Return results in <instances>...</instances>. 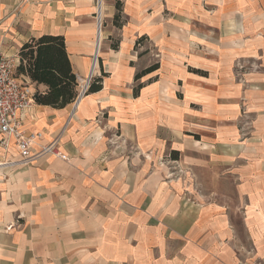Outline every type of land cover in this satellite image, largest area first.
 <instances>
[{"label":"crops","instance_id":"crops-1","mask_svg":"<svg viewBox=\"0 0 264 264\" xmlns=\"http://www.w3.org/2000/svg\"><path fill=\"white\" fill-rule=\"evenodd\" d=\"M100 4L103 42L95 77L104 75L101 89L82 98L72 114L71 104L62 109L34 104L25 114L24 128L41 132L42 144L57 140L64 158L42 157L36 161L39 172L28 173L27 181L22 173L10 179L17 190L32 188L43 194L35 205L27 203L19 210L17 218L28 220L27 233L1 230L13 222L17 209L8 208L6 185L0 184L5 197L0 200V264L12 260L14 244L40 245L39 255L49 256L44 246L60 242L56 228L61 208L94 212L85 221L84 234L98 246L101 262L109 260L111 251V259L118 261L124 251L117 253L118 246L126 245L128 254L135 245V264H236L238 259L229 251L221 254V240L228 236L219 206L184 203L185 184L168 181L155 168L168 152H173L174 161L179 155L181 165L197 174L204 173L206 162L211 161L213 169L219 165L216 156L206 158L203 153L225 140L220 118L235 108L221 105L219 83L207 72L255 53L261 54L264 67V0H100ZM95 30V0H0L4 52L17 56L32 38L62 36L80 80L89 72ZM237 38H243L239 44ZM155 64V71L135 79ZM24 78L34 92L46 90ZM259 128L258 143L240 144L256 148L257 156L249 152L246 170L235 175L254 246L255 258L245 259V264L254 259L264 264V236L256 232L264 230V116ZM190 136L196 139L191 141ZM0 156L14 160L18 153L11 144ZM107 211L108 216L100 215ZM169 239L181 246L171 258L158 250Z\"/></svg>","mask_w":264,"mask_h":264},{"label":"rangeland","instance_id":"rangeland-1","mask_svg":"<svg viewBox=\"0 0 264 264\" xmlns=\"http://www.w3.org/2000/svg\"><path fill=\"white\" fill-rule=\"evenodd\" d=\"M101 36L102 45L103 35ZM242 39L237 38V43L239 44V40ZM207 73L208 76L210 75V77L215 78L216 82L219 83L216 89L221 93V98L224 99L220 101L221 105L228 106V108L234 106L235 108L234 113L226 112V115L220 118L221 130L225 136V140L223 138L220 144H216L215 150L206 147L210 151L205 150L203 153L206 158L216 156L220 160L219 165L213 169L211 161H209L210 164L205 161L206 163L203 167L204 173L197 174L193 169H188L186 165H181L182 161L179 155H177V160L174 161L173 152H168L159 158L155 171L162 176H166L168 181L179 180L178 182L185 184L182 191L184 203L188 205L200 204L208 206L215 204L219 206L221 220L227 227L228 236L221 240V254H226L227 250L234 258L238 259L236 264H245V259L250 257L255 258L253 256L254 246L251 245L249 234L246 230L245 224L248 218L245 214L246 208H244L243 200L238 193L239 181L236 176H238L239 172L246 170L245 157L248 156V153L252 152L257 156L259 152L254 147L251 149H246L244 146L240 147V144L247 142L253 143L254 146L255 143L261 140L257 136V131L260 129L259 124H261L264 116V67L262 66L261 54L255 53L249 57L238 56L226 67L211 69ZM256 94H259V96ZM260 95H263V97H260ZM192 121H195L193 123L197 125L198 122L196 120ZM191 126L192 123L190 122ZM204 127L210 128L208 124H204ZM195 139L196 137L190 136L191 141ZM213 151L215 154H213ZM44 158L49 159L51 157ZM17 159H14V161ZM39 160L40 158L36 161L39 162ZM4 161L5 159L0 156V162ZM36 161H34L35 164H33L34 162L32 163V166H25L20 169L6 167L5 165L4 167H0V184L6 185V205L12 210L17 209V212L12 213L13 222L11 221L10 224L1 228L2 231H8L9 234L11 229V232L14 230L17 232H28V228L30 227L27 225V218H17V216H21L19 213L21 211L19 210L26 208L27 203L35 205L38 196H43V194H37L32 188L28 192L17 190L15 185L10 181L11 178L16 177L19 173H22L23 179L27 181L28 173L34 174L35 172H39L36 170L38 164ZM213 172L214 174H212ZM8 185L10 190L8 189ZM2 194L4 193L2 192ZM5 197H2L0 193V200ZM2 208H5V205ZM79 210L73 211L72 208L60 209L57 219L59 220V226L56 228L60 242L50 243L47 245L48 248L44 246V249L50 252L49 256L43 259L39 255L40 245L21 246L14 244L12 247L14 256L9 261V264H135V253L133 252L135 245H132V247L127 245V247H130L128 249L132 250L128 254L124 253L125 249H127L126 245L118 246L117 253L120 249L124 248V251L120 253L122 259L118 261L112 260L111 258L114 254L111 251L109 252V260L101 262V259L98 258L100 255L98 253V246L92 244L90 239L84 234L87 231L84 230L85 221L94 212L90 208H86L85 211L82 210L81 212ZM100 215L108 216L109 212H100ZM256 232H260L264 236L263 229L259 228ZM171 240L169 239L170 242L166 245L158 246V250H161L163 256L167 258L173 257L172 255L181 247L180 245L176 246L175 243L173 244ZM174 264H179V262H174ZM182 264L189 263L182 261ZM253 264H260V262L254 259Z\"/></svg>","mask_w":264,"mask_h":264},{"label":"built area","instance_id":"built-area-1","mask_svg":"<svg viewBox=\"0 0 264 264\" xmlns=\"http://www.w3.org/2000/svg\"><path fill=\"white\" fill-rule=\"evenodd\" d=\"M95 19L97 35L102 32L103 24L99 0H95ZM2 47L3 41L0 40V154L7 153L11 144L18 153L17 160L9 159L3 163H7L6 167L12 168L16 165L32 164L42 157L64 158L57 140L42 144L41 132H29L24 128V116L35 104L34 91L24 76H17L15 73L19 63L18 57L8 55ZM97 64L98 54L94 48L86 78L77 79L76 97L71 103V114L86 96L90 83L95 78Z\"/></svg>","mask_w":264,"mask_h":264},{"label":"trees","instance_id":"trees-1","mask_svg":"<svg viewBox=\"0 0 264 264\" xmlns=\"http://www.w3.org/2000/svg\"><path fill=\"white\" fill-rule=\"evenodd\" d=\"M17 56L19 63L16 75L28 78L36 87H46L43 92L35 90L33 99L36 105L62 109L74 101L77 78L68 60L62 36L42 35L32 38L20 47ZM157 68L158 65L155 64L138 73L135 79ZM103 76L101 74L92 79L86 95L101 89Z\"/></svg>","mask_w":264,"mask_h":264},{"label":"bare ground","instance_id":"bare-ground-1","mask_svg":"<svg viewBox=\"0 0 264 264\" xmlns=\"http://www.w3.org/2000/svg\"><path fill=\"white\" fill-rule=\"evenodd\" d=\"M99 2H100V0H99ZM100 7L102 8V5L100 4ZM100 12H101V10H100ZM102 35V32H100V34H97L96 35V41H95V52L97 53V54H99V47H100V45H101V36ZM4 165L5 166H7V163H3V162H0V167H4ZM12 228V227H11ZM10 228V229H11Z\"/></svg>","mask_w":264,"mask_h":264}]
</instances>
